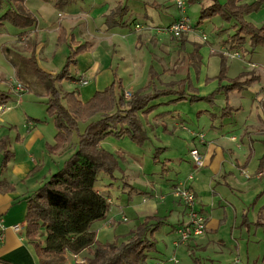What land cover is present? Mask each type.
<instances>
[{
    "label": "rangeland",
    "instance_id": "1",
    "mask_svg": "<svg viewBox=\"0 0 264 264\" xmlns=\"http://www.w3.org/2000/svg\"><path fill=\"white\" fill-rule=\"evenodd\" d=\"M189 1L183 14L197 30L194 32L195 28L191 26L174 37L161 28L180 15L175 0H74L60 10L51 1L24 0L23 8L34 17V25L22 29L8 20L0 25V88L10 89L8 105L13 109L17 125L11 130L3 127L6 133L10 136L25 133L27 121L47 124L50 130L54 126L53 119L46 114L47 97L42 90H14V83L20 81L16 79L11 56H33L41 68L58 72L70 45L75 47L90 42L92 48L79 54L77 64L70 67L71 74L80 80H63L57 84L62 93L77 89L83 101L120 77L125 86L119 88V93L123 90L130 96L138 91L172 88L176 81L186 77L190 86L199 88L201 65L207 81L211 82L222 67L220 47L233 33V22L213 16L197 24L201 4L207 5L211 0ZM11 6L14 4L9 0H0V16ZM117 7L124 9L122 16L117 17L122 24L109 27L105 22L106 15ZM262 16L264 8H259L249 18ZM199 46L206 47L207 55L213 51L207 62L199 61ZM226 56L224 74L235 77L239 72L246 74L245 70H253L260 74V81L227 95L217 93L213 103L171 101L173 96L161 97L154 101L159 104L148 116L137 114L147 134L142 145H137L128 136L117 138L113 135L106 136L100 143L104 150L119 155L116 158L119 168L115 171L116 180L98 176L95 187L110 198L111 206L106 218L93 222L91 228L100 230V226L111 219H119L121 223L115 230H101L98 239L124 241L143 219L140 211H145V199L155 200L159 203L157 215L161 217L157 221L161 222L151 236L154 247L147 252L143 264H264V192L254 203L243 206L241 214L242 208L239 212L235 207L240 203H233L236 196L226 183L231 175L228 171L233 170V158L239 154L228 137L235 135L240 139L245 128L249 132L261 128L260 138H264V91H259L264 81V46L257 47L252 53ZM249 61H256L261 66L251 67ZM82 79H86L87 84H81ZM199 91L201 93V89ZM226 104L233 109L226 110ZM78 122L80 130L87 123ZM174 124L184 127L191 135L180 127L173 135L169 129ZM165 127L169 128L165 130ZM200 132L205 137H193L192 134ZM173 137H177V145L172 144ZM243 140L248 142L246 137ZM76 142L77 134L73 133L69 144ZM252 142L264 144V141L254 139ZM261 148L257 146L254 153H260ZM192 149L198 151L199 166H195L190 155ZM183 189L192 192L193 207H186L180 199L179 193ZM191 212L201 219L202 231L182 239L177 229L189 226ZM123 215L128 221H121ZM87 254L86 251L77 255L67 253L66 263L81 264Z\"/></svg>",
    "mask_w": 264,
    "mask_h": 264
},
{
    "label": "trees",
    "instance_id": "2",
    "mask_svg": "<svg viewBox=\"0 0 264 264\" xmlns=\"http://www.w3.org/2000/svg\"><path fill=\"white\" fill-rule=\"evenodd\" d=\"M44 1H51L55 8L62 9L74 0ZM192 1L194 0L189 2ZM242 1L211 0L207 5L202 4L197 22L200 24L213 16L232 21L234 31L223 43L228 50L239 56L240 53H252L257 47L264 46V24L257 26L244 17L258 10L264 0L250 3ZM11 2L14 6L7 7L0 16V25L8 20L16 27L31 28L35 19L23 8L24 0H9ZM123 11L124 9L117 7L106 15L105 22L109 27L122 24L117 17H121ZM90 45V42L77 44L75 47L70 45L64 64L55 74L38 66L33 56H11L10 61L19 83L26 90H42L47 97L46 114L53 119L55 126L53 143L46 145L47 150H59L71 143L73 133L77 134V142L68 158L45 182L24 198L25 236L35 251L38 264H67V253L77 255L82 251L88 254L81 264H143L147 252L154 247L151 236L161 222L157 221L156 216H145L134 232L120 242L97 240L96 233L91 228L93 222L106 217L111 206L110 198L95 187L98 176L105 175L116 180L115 171L119 168L116 159L119 155L104 150L100 145L101 141L108 135L117 138L128 136L137 145H142L147 134L137 114L147 116L151 113L158 105L154 103L156 99L173 96L169 100H205L213 103L217 93L227 95L234 90L240 91L254 82L257 76L242 72L229 79L228 84L219 85L215 91L204 96L197 94L196 88L190 86L189 78L186 77L176 81L172 88L138 91L129 99L124 98L123 90L119 93V88L122 87L117 79L102 90H96L88 100L83 101L77 89L62 93L57 84L63 80H80L71 74L70 67L77 64V56L86 52ZM224 58L221 55L222 67L216 75L219 83L226 79ZM185 85L187 86L184 90ZM9 92V88H0V104H9ZM225 109L233 108L226 104ZM96 115L98 117L94 118ZM79 120L87 122L82 130L79 129ZM34 121L37 122L36 119ZM18 140V134L13 139L9 136L0 138V173L6 171L14 156L10 148L11 142ZM10 187L11 185L0 180V189L7 190ZM153 221L156 222L152 224Z\"/></svg>",
    "mask_w": 264,
    "mask_h": 264
},
{
    "label": "crops",
    "instance_id": "3",
    "mask_svg": "<svg viewBox=\"0 0 264 264\" xmlns=\"http://www.w3.org/2000/svg\"><path fill=\"white\" fill-rule=\"evenodd\" d=\"M252 1L254 0L251 1L243 0L242 2L250 3ZM260 8H264V1ZM253 13L254 11L245 15L244 16L245 19L257 26L264 24V16L256 19L249 18V16ZM175 19L176 18H174L169 24H171ZM194 28H195L194 30L195 32L197 30V27L194 26ZM92 46L93 45L91 44L87 51H89L92 48ZM199 47H200L199 48L200 50H198V54L200 57L199 61L205 60V62H207V60L209 59V54H212L211 52L213 51L211 50L207 55L206 47L204 46H199ZM220 49H221V52H219L220 57L221 55H223V57L226 58L227 57L226 55H228L229 53L230 54L235 53L229 51L226 45L224 46L222 45ZM248 65L250 66L254 65L256 67L261 66L256 61H249ZM94 66H95L94 69H96V64H94ZM199 68H200V75H199L200 83H198L199 88L196 87V91L197 94H199L200 96H204L212 93L219 87V85L228 84L229 79L235 78L240 73H242L239 72L235 77H230L225 74L226 79H224L220 83L216 78V75H214L213 76L214 79H212L210 82L207 81L208 80L207 76L203 74L204 72L203 65L199 66ZM42 69L52 74H55L57 72L55 70H46L44 68ZM245 71L246 73H250L252 75L257 76V79L254 82L260 81V74H255L253 70H245ZM195 76H196L195 77L196 81H198V76L197 75ZM118 79L120 80L121 87L123 88V86H125L123 85L122 82L123 78L120 77ZM133 79H136V77H134ZM254 82H251L248 86L252 85ZM200 89H201V93L199 91ZM259 91L261 92L264 91V81H263V85L259 87ZM124 98L129 99L128 97L125 96ZM155 104H159V103H155ZM12 113H13V109L10 106V109L3 111V114L0 116V138L4 136H9L11 137V139H13L17 134L19 136V140L12 141L10 145L11 150H13L14 152L13 158L9 161L6 171L0 173V180L11 185L10 189L7 190L0 189V214H1L0 230L3 234V239L0 242V264H38L35 251L25 236L24 216L26 212V201L24 198L28 194L33 192L35 189H37L43 182H45L49 178V176L53 172H55L57 168H59L63 164V162L68 158V156L74 150L75 145L69 146V144H67L55 152H49L46 148V145L53 143L55 126H53V129L50 130L47 124H44L46 126H44L43 124L38 125L33 121L26 122L27 127L25 133H22L21 135L19 133H16L15 136H10L8 133H6L3 127L6 126L7 129L10 130L13 126H15V128L17 127V125H15L16 117ZM177 127L180 126L174 124L172 125V129H169L172 131L173 135L174 133H177V129H178ZM167 128L169 127H165V130H167ZM180 128L183 131H186L184 127L181 126ZM245 131L246 132L243 133L240 139L235 135H230L228 137L230 141H233L231 146H233L235 148V151L238 152L239 154L236 155L235 158H233V164L231 166L233 170L228 171L229 173L231 172V175L229 176L230 180L226 183L229 184L230 188L232 189V192L236 196V198L231 197L234 199L233 203L236 202L240 203V205H236L235 207L239 212L242 208L241 214H243L244 207L254 203V201L257 200L258 198H261L264 192V187H262V181L264 179V146H263L264 144L262 145L260 144V142H257L258 145H255L252 142L253 139L264 141V138H260L261 136L260 133L262 130L261 128H256V129H251V131L249 132V130L245 128ZM186 132L188 133V135L189 134L191 135V133H189L188 131ZM180 133H182V131ZM198 134L194 133L192 135L194 138H196L195 136H197ZM202 134L205 135L204 133ZM243 137H246L248 142H246V140H243ZM171 142L173 145H177L178 144L177 137H173ZM201 142L202 141H199L198 143L200 144ZM257 146L263 147L261 148V151L258 154L254 153V150H256ZM205 147L206 144L203 145V151H202L203 154ZM127 185L129 184L127 183ZM158 207H159V203H156L155 200L146 198L145 203L143 205L144 208L143 210L145 211H140L141 214H143L142 217L144 218L145 216L154 215L157 218H161L157 215ZM200 209L204 213L203 209L202 208ZM262 213L264 216V207ZM246 218L247 216L244 215L245 221L247 220ZM142 220L138 224H140ZM121 221H128L127 216L123 215ZM120 223L121 222L119 221V219L118 220L111 219L108 223L100 226V230L99 228L97 230L93 229L96 233L97 240H99L98 236L101 230H105L106 228H113V230H115L120 225ZM262 223H264V218ZM15 224L20 225V230L13 229V225ZM136 226L133 227V229L136 228ZM115 236L116 235H114V237Z\"/></svg>",
    "mask_w": 264,
    "mask_h": 264
},
{
    "label": "built area",
    "instance_id": "4",
    "mask_svg": "<svg viewBox=\"0 0 264 264\" xmlns=\"http://www.w3.org/2000/svg\"><path fill=\"white\" fill-rule=\"evenodd\" d=\"M175 5H176L178 11L180 12V15L171 24H169L167 27L161 28V30L167 31V33L170 36L178 37V36H180L181 32L189 30L193 26L189 23L187 16H185L183 14L185 12L186 0H175ZM139 26L140 25H138V27ZM228 55H230V54H228ZM231 55L238 56L237 53H232ZM80 83L85 85V84H87V80L82 79L80 81ZM14 90L17 92H23L24 86L19 82H15L14 83ZM124 96L130 97V94L128 92H126V93H124ZM8 109H10V106L8 104H0V115L3 113L4 110H8ZM198 136L202 138L204 135L202 133H200V134H198ZM190 155L192 156V158L194 160L195 166L201 165V161L198 157V152L196 149H192L190 151ZM179 195H180L179 196L180 199L183 201V203L186 207H193L194 206L193 205L194 204V196L189 189L188 190L183 189L182 191H180ZM196 214L197 213H195V212H191L192 219H191V222L187 228H184V229L178 228L177 229V231L180 233L182 239H187L190 234L197 235V234L201 233L203 226L201 223V219L196 218ZM13 229L20 230V225L19 224L13 225ZM2 239H3V234L0 230V242L2 241Z\"/></svg>",
    "mask_w": 264,
    "mask_h": 264
}]
</instances>
